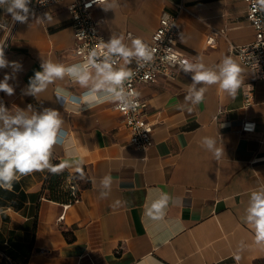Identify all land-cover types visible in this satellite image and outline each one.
Listing matches in <instances>:
<instances>
[{
    "label": "crops",
    "instance_id": "0c3cea01",
    "mask_svg": "<svg viewBox=\"0 0 264 264\" xmlns=\"http://www.w3.org/2000/svg\"><path fill=\"white\" fill-rule=\"evenodd\" d=\"M69 2L33 10L26 23L14 22L7 6L0 7V45L7 43L6 59L21 66L0 69V81L8 74L14 88L11 96L0 91V103L10 114L29 105L33 112L60 113L63 138L50 163L66 162L57 172L76 174L80 188V199L67 206L62 191L49 199L42 188L47 169L22 177L11 190L0 188V264H264V243H256L246 223L251 193L264 190V79H256L228 43L253 39L244 0H109L111 10H92L107 42L123 36L131 48L133 39L150 38L162 12L182 4L177 48L206 69L218 71L226 56L242 69L235 96L218 84H196V91L206 89L199 104L186 99L191 72L177 69L173 77L138 84L154 127L153 144L144 150L128 145L113 102L93 108L73 102L94 81L82 88L65 76L35 97L25 94L42 62H74ZM210 28L225 30L213 46L205 42ZM57 88L69 96L64 103ZM244 119L255 123L254 131H239ZM204 137L216 140L214 149L203 145ZM215 148L222 150L218 158ZM163 194L169 196L164 215H145Z\"/></svg>",
    "mask_w": 264,
    "mask_h": 264
},
{
    "label": "clouds",
    "instance_id": "9594fccd",
    "mask_svg": "<svg viewBox=\"0 0 264 264\" xmlns=\"http://www.w3.org/2000/svg\"><path fill=\"white\" fill-rule=\"evenodd\" d=\"M92 2L104 6L105 11L111 10L108 0H92ZM30 3L31 0H0V7L7 6V13L11 14L14 22L26 23L31 14ZM260 3L264 4V0H260ZM80 38H83L82 33ZM122 41L123 36H114L107 43L98 46L107 49L103 61H98L96 51L92 50L87 61L80 64L65 66L50 60L42 62L40 65L42 70L36 71L30 78L25 94L35 97L46 90L49 84L68 76L82 88H87L89 83L94 81L91 88L78 101L72 99L74 103L93 108L108 102L124 101V82L131 79L132 72L125 68L114 70L115 60L111 57H122L126 64L131 63L132 57L138 61H151L154 50H149L140 38L132 40L131 48ZM7 67L18 71L21 66L18 62L8 61L5 57L4 46L0 45V69ZM180 67L185 73H193V84L189 89V96L186 97V99H191L193 104L202 102L206 91L205 88L196 91V84H218L231 96H235L243 84L242 69L230 56L222 60L218 71L206 69L203 64H193L187 60L180 61ZM90 69H95V77ZM9 79L11 76L6 74L3 81H0V91L11 96L14 94V88L8 83ZM56 96L62 103L69 99L62 88L56 89ZM128 107V103L125 102L122 110L127 111ZM62 124L60 113L55 109H44L37 113L33 112L29 105L27 109L17 108L14 114H10L9 109L0 103V188L11 190L13 184L24 176L42 172L45 169L55 173L66 166V162L58 165L50 163L53 146L58 143V138H63ZM251 127V125H245V130ZM202 143L212 150L216 140L204 137ZM221 154L222 150L215 148L214 155L218 158ZM110 182V176L103 180L106 187ZM168 201L167 194L161 195L159 199L151 203L144 214L153 219H160L164 215ZM246 223L254 230L256 243H264V190L251 193Z\"/></svg>",
    "mask_w": 264,
    "mask_h": 264
},
{
    "label": "built area",
    "instance_id": "2783aa9c",
    "mask_svg": "<svg viewBox=\"0 0 264 264\" xmlns=\"http://www.w3.org/2000/svg\"><path fill=\"white\" fill-rule=\"evenodd\" d=\"M58 0H31L30 11L38 10L41 7L54 3ZM109 1V0H108ZM246 6V19L254 29L253 39L242 45L229 43V51L236 56L241 64L249 68L256 79H264V4L260 0H244ZM91 5V6H87ZM99 5L92 0H70L67 9L72 21L73 31V64L84 63L92 50L97 53V60L103 61L106 48L98 47L107 43L105 36L99 29V21L92 16V10ZM184 9L182 4H178L172 13L162 12L158 26L148 40L141 39L149 50H154L151 61L137 60L131 58L132 65L123 63L122 57L112 56L115 60L114 70L125 68L132 72L130 80L124 82V101H113L114 110L121 117L124 127L128 131V145L137 149H147L153 144V124L145 117L147 101L140 97L137 92V85L141 83H152L159 78H169L174 76V71L181 69L180 61L187 60L194 64V61L177 48L179 38V27L177 26V14ZM1 26V23H0ZM83 38H80V34ZM219 36L225 37L224 29L210 28L206 37V45L213 46L215 39ZM126 38H133L130 32ZM6 42V41H5ZM7 43L4 46V52ZM95 73V69H90ZM183 71V70H182ZM147 77V78H146ZM245 103L252 101V89L247 88L244 92ZM128 103L127 111L122 110L123 103ZM134 105V107H133ZM245 125H251L249 130H245ZM255 123L244 119L239 127L240 132L254 131ZM66 187L70 189L71 199L65 206L80 199V188L77 180L67 178ZM63 214L58 218L61 220Z\"/></svg>",
    "mask_w": 264,
    "mask_h": 264
},
{
    "label": "trees",
    "instance_id": "16d2710c",
    "mask_svg": "<svg viewBox=\"0 0 264 264\" xmlns=\"http://www.w3.org/2000/svg\"><path fill=\"white\" fill-rule=\"evenodd\" d=\"M69 177L76 179V174L70 175L66 172H50L42 187L48 191L47 197L57 200L59 198L58 193L62 191L65 195L64 203H67L71 199L70 189L66 187V180Z\"/></svg>",
    "mask_w": 264,
    "mask_h": 264
}]
</instances>
